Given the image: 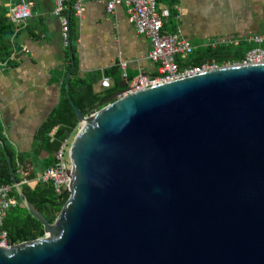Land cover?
<instances>
[{
	"label": "water",
	"instance_id": "water-1",
	"mask_svg": "<svg viewBox=\"0 0 264 264\" xmlns=\"http://www.w3.org/2000/svg\"><path fill=\"white\" fill-rule=\"evenodd\" d=\"M124 90L88 115L71 100V195L54 223L3 144L45 236L0 247V264H264V63Z\"/></svg>",
	"mask_w": 264,
	"mask_h": 264
},
{
	"label": "crops",
	"instance_id": "crops-1",
	"mask_svg": "<svg viewBox=\"0 0 264 264\" xmlns=\"http://www.w3.org/2000/svg\"><path fill=\"white\" fill-rule=\"evenodd\" d=\"M18 1L0 0V14L9 15ZM32 1V16L13 37V54L0 60V116L8 140L29 160L35 158L37 134L58 105L62 80L69 72L68 48L53 0ZM159 9L167 15L164 32L184 37L196 47L214 37L264 33V0H159ZM65 14L75 30L77 74L95 75L94 91L105 100L140 73H159V64L148 56L150 40L129 21L127 6L109 13L105 2L86 1L78 11L71 0ZM122 61H127L126 77ZM103 77L110 79V87L101 86ZM47 156L42 152L39 161L35 159L36 176L44 171L42 160Z\"/></svg>",
	"mask_w": 264,
	"mask_h": 264
},
{
	"label": "built area",
	"instance_id": "built-area-1",
	"mask_svg": "<svg viewBox=\"0 0 264 264\" xmlns=\"http://www.w3.org/2000/svg\"><path fill=\"white\" fill-rule=\"evenodd\" d=\"M71 0H53L54 14L61 25V35L64 45L67 47L70 37L69 18L65 14L68 3ZM86 1H103L109 13H114L120 5L128 8L129 21L136 27L138 33L146 36L150 40L151 50L149 58L159 64V73L149 76L140 73L125 88L123 95L141 91L145 88L176 80L182 77L192 76L205 71L214 70L236 64H259L264 63V33L249 35H225L214 37L202 43V48L216 49L218 47L238 48L243 43L252 44L254 47L246 52L240 61H226L219 64L215 59L209 58L195 66L181 67L180 62L186 60L197 48L184 37L164 32V25L167 22V15L162 14L159 9V0H74L75 8L80 11L82 4ZM32 0H19L9 9L11 22L15 25L16 31L26 26L32 16ZM177 8V7H176ZM5 65V64H4ZM123 76L126 77L127 61L120 64ZM110 79L103 77L101 86L110 87ZM64 139L60 147L55 152V163L36 176L32 182H51L58 195H71L72 170L64 163L65 148L72 141L73 135ZM22 175V182H30L19 169ZM13 185L0 184V247H9L6 232L1 229L4 216L7 211L21 204L20 199L14 193Z\"/></svg>",
	"mask_w": 264,
	"mask_h": 264
},
{
	"label": "trees",
	"instance_id": "trees-1",
	"mask_svg": "<svg viewBox=\"0 0 264 264\" xmlns=\"http://www.w3.org/2000/svg\"><path fill=\"white\" fill-rule=\"evenodd\" d=\"M69 23L70 37L67 46V59L69 62L68 71L72 68L71 52L74 54L75 49V30L72 25V20L69 21ZM14 35V23L11 22L5 12L0 14V60H5L13 54L15 48L13 40ZM69 47H71V51H69ZM253 47L254 45L247 43H243L238 48L218 47L212 49L199 46L186 60L180 62V66L182 68L185 66H195L209 58L215 59L219 64L226 61H240L246 52ZM95 80V75L88 74L86 76H79L76 71V65L71 71V76L69 78V93L71 100L74 105L86 115L95 110L99 105H102L105 100V97L99 96L94 91L93 84ZM71 100L66 93L65 81L62 80L59 103L39 129L37 134L39 142L35 149V158L32 160L23 159L22 155L18 153L10 143L0 116V184L13 185L9 163L3 148L4 144L7 153L10 155L15 175L19 183H21L23 191L29 201L50 223H54L69 196L66 194L64 196L58 195L51 182H32L36 177V171H34L32 167L36 162L35 159L39 161L38 157H40L42 152L48 155L46 159L42 160L43 169L45 170L52 166L55 163V152L60 147L61 142L71 134L76 133L79 129V121L76 117ZM19 169H22L25 177L29 179L30 182H22V175L18 173ZM14 193L16 194L15 190ZM1 229L6 232L7 243L10 246L24 241H35L45 236L42 223L33 217L22 204L6 212Z\"/></svg>",
	"mask_w": 264,
	"mask_h": 264
},
{
	"label": "rangeland",
	"instance_id": "rangeland-1",
	"mask_svg": "<svg viewBox=\"0 0 264 264\" xmlns=\"http://www.w3.org/2000/svg\"><path fill=\"white\" fill-rule=\"evenodd\" d=\"M77 133V132H76ZM76 133L73 135V136H75L76 135Z\"/></svg>",
	"mask_w": 264,
	"mask_h": 264
}]
</instances>
